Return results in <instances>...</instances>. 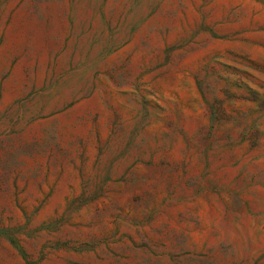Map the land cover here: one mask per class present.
I'll return each instance as SVG.
<instances>
[{
	"label": "rangeland",
	"instance_id": "rangeland-1",
	"mask_svg": "<svg viewBox=\"0 0 264 264\" xmlns=\"http://www.w3.org/2000/svg\"><path fill=\"white\" fill-rule=\"evenodd\" d=\"M0 264H264V0H0Z\"/></svg>",
	"mask_w": 264,
	"mask_h": 264
}]
</instances>
